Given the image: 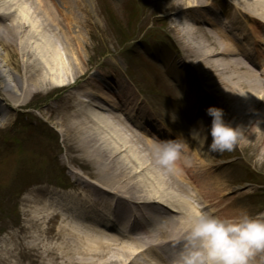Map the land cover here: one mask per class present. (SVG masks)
Instances as JSON below:
<instances>
[{
  "label": "bare ground",
  "instance_id": "6f19581e",
  "mask_svg": "<svg viewBox=\"0 0 264 264\" xmlns=\"http://www.w3.org/2000/svg\"><path fill=\"white\" fill-rule=\"evenodd\" d=\"M174 1L184 3V0ZM186 1L187 4L181 6V13L190 11L188 19L193 21L199 12L195 10L210 7L207 5L210 0ZM235 1L238 3L233 4L234 14L242 13L246 20L242 18L239 23H246L257 43L263 23L257 18L249 23V9L256 15L264 16V0H251L252 3ZM61 2L63 8L60 6L62 3L58 5L54 0H0V101L3 103L0 104V125L9 120L8 108L26 107L34 96L62 86L66 92L62 104L49 108L47 118L68 141L69 150L75 154L83 153L81 160L87 159L93 165L87 175L95 181H82L80 176L73 187L75 192L48 193L57 202V205H51L55 206L56 212L46 200H33L35 210L27 212L36 217V220L28 222L36 228L38 235L33 243L43 248V254L38 255L37 259L42 264H167L163 259L166 256L171 264L182 247L184 212L190 206L198 207L191 201L192 185H196L200 194L205 189L206 200L199 201V205H209L203 209L219 213L229 205H223V196L227 192L225 183L220 182L219 174L207 175L205 171L199 173L189 168L183 172L181 166L184 165L180 161L175 172L184 174L190 180L184 187L174 180L172 172H165L161 167L153 170L150 165L155 163V157L144 154V144L138 134L113 112H103L106 102L97 100H108L117 106L107 95L103 81L96 83L95 90H99L95 97L93 93L89 100H85L88 103L71 91L72 83L79 75L76 71L79 73L88 69V63L81 61L82 52L79 50L81 45L85 46V41L81 33L75 35L73 26L75 21H80L75 12L77 7L82 9V6L78 4L79 1L75 5L74 0ZM227 21L208 19L206 16L202 23L211 24L212 28H198L197 22L194 29H180V35L186 47L196 54V61L225 75L223 81L229 90L227 92L237 98L233 107L238 118L245 120L248 129L258 124V127L246 133L241 144L254 152L258 149L256 163L260 164L264 162V107L261 113L253 112L250 120L243 114L249 116L250 110L254 109L250 103L260 96L261 100L264 98V86L259 78H253L240 59L230 57L237 53L240 45L232 36L235 29L233 22ZM245 50L250 52L249 47ZM75 60L80 61L77 67ZM75 99L77 102L74 104ZM141 110V107L133 105L125 114L130 116V122L140 117L138 128L149 127L153 122L147 121ZM236 125L241 123L237 122ZM74 129H83L81 132L88 133L82 137L79 145H70ZM99 132L106 135L99 137ZM159 133L158 130L156 134L159 136ZM210 143L211 140H206L199 146L208 152ZM183 160H190V156L185 155ZM131 163L136 166H130ZM195 165L208 166L205 159H197ZM194 192L197 197V192ZM28 202L32 203V200ZM165 205L176 210V214L164 215L161 210L167 208L161 207ZM53 216L59 222L56 221L55 242L51 243L54 246L47 249L38 240L51 234L47 225ZM117 224L120 230L116 229ZM141 254L146 258H142ZM262 263L260 257L250 261V264Z\"/></svg>",
  "mask_w": 264,
  "mask_h": 264
},
{
  "label": "rangeland",
  "instance_id": "374dc122",
  "mask_svg": "<svg viewBox=\"0 0 264 264\" xmlns=\"http://www.w3.org/2000/svg\"><path fill=\"white\" fill-rule=\"evenodd\" d=\"M60 1L62 0H56V2L58 3ZM167 1L170 2L171 0H86V2H83V0H74L73 3L75 4L76 2H78V4L82 6V9H78L77 7V11L75 12V14L80 21H75L73 26L75 35L77 33H81L82 40L85 41V46L83 47V45H81L79 49L80 53L82 52L81 61L83 63H88V72L91 71V75L94 74V76H96L97 78H102L111 71L121 73V77H124V73L126 72L127 66L129 65V59L126 55V51H128V48L131 46L130 40L139 37L144 33H140L142 30V28L140 27H143L144 30L148 24L149 26H152V22L155 23L157 25L155 28V30L157 31H155V33H159L160 35L157 38L160 42V45L157 46L159 43H156V45H147L149 48L148 52L150 54L153 53L152 49L154 47H159L156 52V57L154 58V56L151 54L150 57L154 59H151L149 61L148 59L150 58L147 57V60L150 62V64L153 65L154 70L158 74V77L160 76L163 80H161L158 84V95L152 96V98L156 102H158L157 104L159 105H157V107H159V111H161V108L166 109V115H170V119L174 121V117L171 116L172 114H176V112L178 115L188 114L187 103L190 102L191 99H199L203 103V107L206 108L214 106V99L207 97L206 92L204 95L201 94L199 92V89L195 88V84L202 85V87H205V89L208 90V84L209 86H211V88L214 89L215 87H217V82L211 80L209 74L206 73V71H209V69H207L205 65L202 64V62L200 63V61L195 60L196 57L194 55L196 54H193L186 47V45L184 44V40L181 38L182 36L180 35V29L175 25V19L177 18V16L174 10H176L178 14V8H182L181 6L187 4V1L184 0L183 4H178L173 0L170 3L172 5L171 8L168 7ZM60 3H62L60 6L63 8V2ZM168 14L170 16L167 17ZM112 21H114V23ZM165 38L172 40V43L178 46L180 52L169 41L167 45H165ZM145 45H142L143 49H145ZM160 47L162 48V51H160ZM163 48H167V50H163ZM163 51H170V54L164 53ZM165 54H167L169 57L165 56ZM189 56L191 57V61L186 60L187 57L189 58ZM135 60L141 65H144L146 62L145 57L142 55H137V58ZM174 61H176L175 69L179 73V86L176 84L175 79L172 78L174 77L172 74H170L172 76L170 77L162 71L165 67L171 66ZM184 61H189L188 63L190 64H185ZM79 62L80 61H74L75 67H77V64ZM154 65L157 68L159 66V70ZM134 70L137 74L136 78H138L139 81L143 83L146 91L148 93L153 91V80L151 79L150 74L149 76H147L143 71L138 69V67H134ZM85 71H79L78 73L77 70L76 73L79 75L76 76V79L74 81L77 82L81 80L82 77L87 75L88 72L84 74ZM83 85H89L93 87L94 83L86 80L84 81ZM185 85H190V88L186 87ZM166 94L173 98L171 99L172 101L168 99ZM61 96L62 91L60 90V87L57 86V89L51 90L50 92H42L34 96L33 98H31L30 104L36 105V107L40 106L41 110L39 109V113H41L46 119V112L48 110L47 108L56 106L54 105L55 100H57V104H60V101L62 99ZM145 96H147V94H145ZM53 98L54 100L50 102V100ZM226 101L229 103H227ZM234 101L235 98L233 96L231 98L226 96L222 102V104L225 105L223 109L225 113L230 116V119L234 121V126L237 124V122H240L242 126L248 129L249 126L245 123V120L239 119L238 116L235 118L231 114H235V111H233L231 106ZM178 105H180L181 110L175 109V107H177ZM34 112L35 114H38V111ZM19 115L20 114H18V112H14L11 116L12 118H10V123H12L13 121H17ZM243 116L250 120L251 115L250 117H248L243 114ZM82 130L83 129H74L73 131L74 135H77V137L73 136V143L76 145L81 142L82 137L88 134L87 132H81ZM104 134L103 132L98 133L99 137L103 136ZM27 135L22 134L17 139L18 141L15 143L17 157L16 155L0 156V264H42L37 259V252L34 251L36 250V248L32 244H29L35 238L34 235L36 234V228L30 226L29 224L31 223V221L27 211H34L35 205L33 202L29 203L28 200L31 199V195H33V197L35 195H40L41 197H43L44 193L49 190H47L46 185L50 183L46 184V182H48L47 180L54 178V176H56L57 174L54 170L55 166L47 165L51 163L50 156H53V154H55L56 152L57 155H60L59 157L61 165L63 162L65 165H68L64 167L68 168L67 170L69 174H74L75 172L79 171V167H81L76 166L78 164L77 159H74L72 163L71 160L70 162H68L66 157L67 155L63 149L64 143L62 142L61 137L58 136L56 144L50 141V153L48 155L44 154L45 158L42 159L39 158L36 154L32 153V151L26 147V144L30 145V143L26 141ZM36 137L39 139L37 134ZM41 139L44 144H47L48 138L46 135L41 136ZM101 140L102 139H100V141ZM144 140L146 141L147 139L144 138ZM145 141L144 143L146 144V146L144 147V154L147 156H153L152 148ZM236 146L237 148L234 150ZM240 146H242L240 143L235 145L231 151L208 152V158L217 157V159L220 158L221 160H224V157L228 158V155L237 156V165L234 166L236 171H232V182L235 186L234 188L237 187L239 191H241L245 186H247L248 188L245 191L239 192L240 195L245 193V196L240 199V206H238L235 211L230 212L231 216L237 215L242 211H247L252 214L261 212V204H259V201L253 200V198L247 196L249 192H252L257 188L250 184H246L245 182L247 178L246 173H249L250 171L256 173L255 175H262V173H264V165L256 166L253 161V152H251L250 150H240ZM194 148L195 147L193 146V149ZM69 152L71 154V151ZM198 153L200 154L199 158H201L203 153L201 152V150H199ZM80 154L76 153L74 155L76 157ZM209 159H211L212 161L215 160L214 158ZM83 161L81 160L80 162L83 163ZM38 162H40L39 165ZM32 164H34V166H32ZM131 164L135 165L133 163ZM21 166L33 167L35 169V173L32 177V180L35 181L36 178L40 180V182H43L41 184H46L41 187L36 186L31 188L28 191L29 193L27 192L28 194H25V197H27L26 199L25 197L23 198V196H21L20 199L16 197V193H18V191H20L21 188L25 185V182L19 179V168ZM155 166L158 165L156 163H153V167ZM84 167L88 168V166ZM15 181L22 183L13 191L9 190V188ZM255 181L264 183V180L261 179H255ZM38 190H41L43 194H41V192H37ZM53 224L54 222H51V225ZM2 237L5 239L10 238V242L14 244V246L10 248V251L5 248V245H3V243L1 244V242H3ZM46 237L48 239L49 235H47ZM259 255V257H263L264 251Z\"/></svg>",
  "mask_w": 264,
  "mask_h": 264
},
{
  "label": "clouds",
  "instance_id": "9594fccd",
  "mask_svg": "<svg viewBox=\"0 0 264 264\" xmlns=\"http://www.w3.org/2000/svg\"><path fill=\"white\" fill-rule=\"evenodd\" d=\"M182 30L191 29L187 18L176 20ZM244 95L242 93H239ZM211 124L208 132L211 143L210 152L231 151L236 144L245 139L250 129L242 125H233L225 119V111L221 107L210 106L206 110ZM200 131L194 130L193 137H203ZM189 145L180 136L176 139H156L152 143L155 163L165 172H174L181 159H185ZM185 233L181 250L171 264H250V258L256 252L264 251V212L255 214L247 211L234 216L217 213L215 210H204L190 206L183 216Z\"/></svg>",
  "mask_w": 264,
  "mask_h": 264
}]
</instances>
